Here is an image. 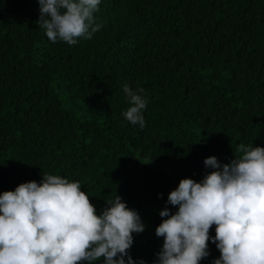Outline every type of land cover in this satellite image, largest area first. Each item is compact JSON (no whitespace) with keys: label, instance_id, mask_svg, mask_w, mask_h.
Instances as JSON below:
<instances>
[{"label":"trees","instance_id":"trees-1","mask_svg":"<svg viewBox=\"0 0 264 264\" xmlns=\"http://www.w3.org/2000/svg\"><path fill=\"white\" fill-rule=\"evenodd\" d=\"M39 15L37 0H0V194L51 174L80 182L98 215L118 195L145 225L129 254L156 264L179 182L264 148V0H101L100 31L74 46ZM125 85L147 100L143 128L123 116ZM208 251L200 264L219 258Z\"/></svg>","mask_w":264,"mask_h":264},{"label":"clouds","instance_id":"clouds-1","mask_svg":"<svg viewBox=\"0 0 264 264\" xmlns=\"http://www.w3.org/2000/svg\"><path fill=\"white\" fill-rule=\"evenodd\" d=\"M35 22L52 43L76 45L89 40L101 0H37ZM130 107L123 113L132 125L145 127L147 100L124 86ZM143 92V89H138ZM242 153L228 164L208 157L212 169L202 181L182 179L168 195V208L156 228L163 238L156 264H200L215 244L212 264H264V148L240 144ZM78 181L43 174L0 194V264H145L129 254L133 234L145 231L135 210L118 195L98 215ZM215 226V237L210 229Z\"/></svg>","mask_w":264,"mask_h":264}]
</instances>
